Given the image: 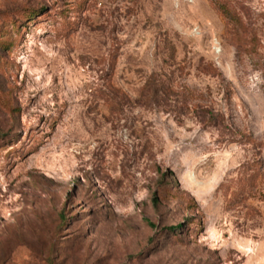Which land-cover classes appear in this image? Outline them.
<instances>
[{"label":"rangeland","instance_id":"374dc122","mask_svg":"<svg viewBox=\"0 0 264 264\" xmlns=\"http://www.w3.org/2000/svg\"><path fill=\"white\" fill-rule=\"evenodd\" d=\"M0 264H264V0H0Z\"/></svg>","mask_w":264,"mask_h":264},{"label":"trees","instance_id":"16d2710c","mask_svg":"<svg viewBox=\"0 0 264 264\" xmlns=\"http://www.w3.org/2000/svg\"><path fill=\"white\" fill-rule=\"evenodd\" d=\"M150 227H154L152 224H148ZM179 229V226L178 227H168V228H165L166 231L168 232H174L175 230Z\"/></svg>","mask_w":264,"mask_h":264}]
</instances>
